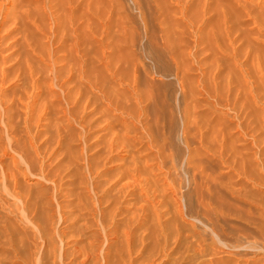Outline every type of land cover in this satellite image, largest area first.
<instances>
[{
    "label": "rangeland",
    "instance_id": "rangeland-1",
    "mask_svg": "<svg viewBox=\"0 0 264 264\" xmlns=\"http://www.w3.org/2000/svg\"><path fill=\"white\" fill-rule=\"evenodd\" d=\"M0 1V264H264V0H180L184 17L175 0ZM237 57L246 140L240 101L203 92L231 77L235 96ZM217 126L233 169L199 144Z\"/></svg>",
    "mask_w": 264,
    "mask_h": 264
},
{
    "label": "bare ground",
    "instance_id": "bare-ground-1",
    "mask_svg": "<svg viewBox=\"0 0 264 264\" xmlns=\"http://www.w3.org/2000/svg\"><path fill=\"white\" fill-rule=\"evenodd\" d=\"M171 1H174V0H171ZM176 1V6L178 7V10H179V13H180V15L181 16H185L186 15V13H185V9L186 8H188V3H182V2H180V0H175ZM201 1V0H200ZM215 1H217V0H215ZM236 1H239V0H236ZM240 1H242V0H240ZM5 2V1H4ZM153 2V1H152ZM170 2V1H169ZM199 2V1H198ZM206 3L205 2V0L204 1H202V3ZM167 3V2H166ZM203 3V4H204ZM244 3V2H243ZM150 4V3H149ZM201 4V3H200ZM202 4V6H205V5H203ZM220 4V3H219ZM2 5V2L0 1V14L3 12V10L5 9L3 6H1ZM172 5V4H171ZM206 5H208V1H207V4ZM238 5V4H237ZM147 7V6H146ZM199 7V6H198ZM206 8H207V6H205ZM205 8V9H206ZM177 9V8H176ZM175 9V10H176ZM52 10V9H51ZM177 10V11H178ZM217 10V9H216ZM222 10V9H221ZM215 11V10H214ZM235 11V10H234ZM5 12V11H4ZM158 12V11H157ZM175 12V11H174ZM199 12H201V11H199ZM178 13V12H177ZM218 14L220 13V11H218L217 12ZM216 13V14H217ZM222 15V16H221ZM221 15H216V17L218 16V17H220L219 19H221V25L223 26V24H225L224 25V34H225V36L226 37H231V28H232V26H229L227 23H229V21H227L228 20V18H230L228 15H227V13H226V11L225 10H222V13H221ZM197 16V15H196ZM3 17H4V15H3ZM3 17H2V19L0 20V27H1V25L3 24ZM53 17V16H52ZM195 19H197L196 17H194ZM203 18V17H202ZM202 21V20H201ZM205 21V20H204ZM208 21V20H207ZM206 21V22H207ZM222 21H223V24H222ZM176 22H178V21H176ZM176 24V23H175ZM206 24V23H205ZM184 25V24H183ZM16 26V25H15ZM14 26V27H15ZM186 26V25H185ZM203 26V25H202ZM187 27V26H186ZM199 28V27H198ZM10 29V28H9ZM196 29V28H195ZM194 30V29H193ZM192 32V31H191ZM1 34V33H0ZM8 34H10V33H8ZM8 34H5V35H7V37H8ZM163 34V33H162ZM212 35V37L213 38H217V36H215L216 34H214L213 35V33L211 34ZM197 36H199V35H197ZM4 38H7V37H5V36H3ZM200 38V37H199ZM1 39H2V37H1ZM161 39H162V41H166V40H170L169 39V36H168V34H167V32L166 33H164V35H162V37H161ZM12 41H13V39H12ZM9 42V41H8ZM79 43V42H78ZM217 47H221V46H217ZM220 52H224L222 49L220 50ZM235 53V52H234ZM233 53V54H234ZM237 53H235L234 55H236ZM242 57H240V59H241ZM237 60H238V57H237ZM242 60H243V58L241 59V61L240 60H238V61H240L239 63H238V66L236 67L237 68V71L240 73V75H241V80H240V82L238 83V86H239V88L237 87L236 88V94H234L235 96L234 97H232L231 96V98H230V92H229V88H230V90H231V83H232V81L230 80L231 79V77L229 78V79H226L225 81L227 82V90H226V92L227 93H220V92H218L217 91V89H215V90H213V91H211V90H209L208 88H206V87H204V90H203V92L206 94V95H208V96H211L212 97V99H213V101H216V102H219V103H222V104H224L226 107H228L229 109H231V110H233V111H235L236 110V100H239L240 101V108H241V110H242V121H241V128H242V130H240L241 132H242V136H243V138H244V140H246V138H247V135H248V128H247V110H246V108H245V100L247 99V95H248V91H247V83H246V73L244 72V70H243V68H245V66L243 67V63H245V62H242ZM3 62H6L5 60H2ZM237 61V62H238ZM2 62V63H3ZM229 62H230V60H229ZM198 63H200V61H198ZM234 63H236V61L234 62V58H233V64ZM223 64H224V62L223 63H219L218 61H216L215 60V69H214V71L212 72V78H213V80H216L217 78H223L224 79V73H225V71H224V68H222L223 67ZM237 64V63H236ZM28 65V64H27ZM235 65V64H234ZM236 66V65H235ZM243 67V68H242ZM210 73H211V71H210ZM3 74V70H1V75ZM1 84V83H0ZM50 89H52V88H50ZM187 92V91H186ZM147 96V95H146ZM139 101H141L140 100V97H139ZM45 107H46V105H45ZM32 108V107H31ZM239 110V109H238ZM29 112V111H28ZM188 117H190V111H189V109L187 108V106L185 107V109H184V119H185V123L184 124H188V121H187V119H188ZM234 118H235V116H233ZM28 120V119H27ZM231 120V119H230ZM138 121V120H137ZM230 122H232V121H230ZM132 125L131 126H135V121L132 119V121L130 122ZM134 123V124H133ZM130 124L129 123H124L123 122V120H122V117L120 118V116H116L115 118H114V122H112V123H108L107 125H106V127H105V129H104V132H106V133H108L107 132V130H109L112 134L109 136V138L107 139V142H105L106 144H105V150H106V152H107V156H105V160H109V161H114L115 162V160H117V158H118V161L119 160H121L123 157H125V155H126V152L128 151L129 152V150H127V148H126V152L124 153H120L121 152V149L123 150L124 149V147H123V143H122V137L124 136L125 137V134L127 135L128 134V132L129 131H127L128 129H129V126ZM116 126H125V130L124 131H122L121 129L119 130H117V129H114V127H116ZM136 127V126H135ZM148 128V127H147ZM205 128V127H204ZM217 130L215 131V133H214V135H213V137H209V140H208V137L207 136H205V135H202L201 134V140L199 141L200 143V146L201 145H203L204 147H208V148H205V149H208L207 151L208 152H211L212 153V155L215 157V158H217V160L221 163V165H225V163L227 164L228 163V165L231 167V169H233V166L231 165V163H230V160H229V158H228V156H225L224 155V150L226 149V147L225 146H227V137H226V128L225 127H223V126H217V128H216ZM211 131V130H210ZM212 132V131H211ZM184 133H186V135H185V141L187 140V138H188V133H189V129H188V126L187 127H185V130H184ZM203 133V132H202ZM213 133V132H212ZM134 134V133H133ZM124 137H123V139H124ZM208 140V141H207ZM130 144V143H129ZM133 144V143H132ZM135 144V143H134ZM123 147V148H122ZM130 149V148H129ZM5 153V152H4ZM4 155V154H3ZM115 156H116V158H115ZM122 157V158H121ZM212 157V156H211ZM113 158V159H112ZM1 161V160H0ZM108 161V162H109ZM118 161H116L117 162V164H119L118 163ZM147 160L145 159V162H146ZM114 162H112V163H114ZM133 163H135V162H133ZM133 163H132V165H133ZM146 164V163H145ZM2 165V164H1ZM148 165V164H147ZM188 165H193V163H191V161H188V163H187V169H188ZM4 166V165H3ZM1 167V166H0ZM143 167V166H142ZM160 167V166H159ZM198 167V166H197ZM161 168V167H160ZM191 168H192V166H191ZM195 168H196V166H195ZM3 169V168H2ZM131 169V168H130ZM199 169V168H198ZM229 169V168H228ZM125 170V169H124ZM134 170H136V169H134ZM133 170V171H134ZM192 170H193V168H192ZM192 170H191V175H192ZM200 170V169H199ZM126 171L128 172V168L126 169ZM194 171V170H193ZM4 172H5V170H4ZM6 172H8V171H6ZM130 172V171H129ZM132 172V171H131ZM136 172H137V170H136ZM231 172V171H230ZM12 173V172H11ZM138 173V172H137ZM145 173V172H144ZM165 173V172H164ZM198 173V172H197ZM3 174V173H2ZM7 174V173H6ZM13 174V173H12ZM122 174H123V171H122ZM162 174V173H161ZM161 174H160V176H161ZM8 176H9V173L7 174ZM125 175H126V172H125ZM137 175V174H136ZM165 175V174H164ZM163 175V176H164ZM193 175H194V173H193ZM198 175H199V173H198ZM7 176V177H8ZM129 176V175H128ZM131 176V175H130ZM123 177V176H122ZM126 177V176H125ZM131 177H133V174H132V176ZM138 177V176H137ZM137 177H133V178H137ZM139 177H142V175H140ZM138 177V178H139ZM145 177H147V176H145ZM159 177V176H158ZM5 178H6V176H5ZM4 178V179H5ZM124 178V177H123ZM137 178V179H138ZM143 178V177H142ZM14 179H15V177H14ZM120 179H121V176H120ZM130 179H132V178H130ZM141 179V178H140ZM145 180H147V178H144ZM143 179V180H144ZM154 180H156L155 178H153ZM159 179V178H158ZM119 180V179H118ZM139 180V179H138ZM138 180H135L134 179V181H133V179H132V181H129V184L128 183H126V185H129L130 186V184L132 185V184H134V183H132V182H135L136 183V185H139V184H141L140 186H142V183L144 184V181L142 182L141 180V182L142 183H139V181ZM162 180H164V178L162 179ZM165 180H167L166 178H165ZM201 180V179H200ZM137 181H138V184H137ZM131 182V183H130ZM147 182H148V180H147ZM155 182V181H154ZM147 183H145V185H146ZM150 183H148L146 186L144 185V186H142V188L143 187H147L148 185H149ZM157 184H159V183H157ZM195 184H197V183H195ZM121 185H125L124 183H122V184H120V186ZM136 185H133L134 186V188H135V186ZM163 185V184H162ZM168 185V184H167ZM166 185V186H167ZM128 186V187H129ZM201 186V185H200ZM131 187V186H130ZM129 187V188H130ZM154 187V186H153ZM171 187H172V184H171ZM122 188H124V187H122L121 186V188H120V191H122ZM136 188H138V186H136ZM134 189V190H137V189ZM140 188V187H139ZM148 188H149V186H148ZM147 188V189H148ZM169 188V187H168ZM174 188V187H173ZM172 188V190H175V188L173 189ZM125 189V188H124ZM150 189V188H149ZM164 189V188H163ZM178 189H179V187H178ZM177 189V190H178ZM126 190V189H125ZM133 190V189H132ZM152 190V189H151ZM157 190V189H156ZM156 190H155V192H156ZM165 191H169L168 189H166V187H165V189H164ZM119 191V190H118ZM143 191H146V189L145 190H143ZM163 191V190H162ZM137 192V191H136ZM149 192V191H148ZM174 192V191H173ZM121 193V192H120ZM124 193V192H123ZM127 193V192H126ZM133 193H135V192H133ZM133 193H132V195H133ZM145 193V192H144ZM144 193H143V196H144ZM161 193V192H160ZM181 193V192H180ZM122 194V193H121ZM174 194L175 193H173V196H174ZM123 195V194H122ZM135 195H137V194H135ZM154 195V194H153ZM152 195V196H153ZM157 195V194H156ZM179 195H181V194H179ZM178 195V196H179ZM125 196V195H124ZM139 196V195H138ZM151 196V195H150ZM141 197V196H140ZM165 197V196H164ZM175 197V199H176V195L174 196ZM145 198V197H144ZM143 198V199H144ZM156 198L157 197H155V202H156ZM179 198H180V196H179ZM139 199V198H138ZM168 199V198H167ZM174 199V200H175ZM137 200V199H136ZM154 200V199H153ZM152 200V201H153ZM158 200V199H157ZM160 200V199H159ZM158 200V201H159ZM172 200H173V198H172ZM149 201V200H148ZM119 202V201H118ZM141 202V201H140ZM166 203H167V201H165ZM164 202V203H165ZM180 202V201H179ZM174 203V202H173ZM202 203V202H201ZM154 205V204H153ZM205 206V205H204ZM154 207V206H153ZM178 207V206H177ZM141 208V207H140ZM184 208V207H183ZM139 209V208H138ZM180 209V208H179ZM154 210V209H153ZM177 210V209H176ZM205 210V209H204ZM179 211V210H178ZM139 216V215H138ZM160 217H162V216H160ZM159 222V221H158ZM106 233H108L109 234V229H106ZM112 233V232H111ZM125 233V232H124ZM128 233V232H127ZM114 234H115V232H114ZM127 235V234H126ZM132 236V235H131ZM125 239V238H124ZM128 240V239H127ZM109 245V244H108ZM90 248V247H89ZM105 248V247H104ZM103 248V249H104ZM108 248H106V251H108L107 250ZM105 251V252H106ZM110 251V250H109ZM109 251H108V254H109ZM64 252V251H63ZM82 252V251H81ZM89 253H90V251H88ZM101 252V251H100ZM87 253V252H86ZM94 253V252H93ZM85 254V253H84ZM107 254V253H106ZM86 255H88V254H86ZM96 255H97V252H96ZM108 256V255H107ZM83 257L85 258V256L83 255ZM88 257V256H87ZM94 257V256H93ZM97 257V256H96ZM63 258V257H62ZM83 258V260H81L80 259V261H82V263H84V259ZM105 259V258H104ZM75 260V259H74ZM79 261V262H80ZM99 263V262H98ZM68 264V263H67Z\"/></svg>",
    "mask_w": 264,
    "mask_h": 264
}]
</instances>
